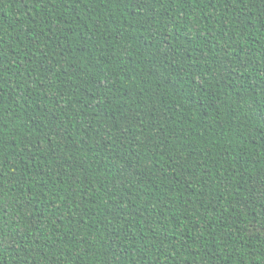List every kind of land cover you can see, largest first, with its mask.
<instances>
[{
	"label": "trees",
	"instance_id": "1",
	"mask_svg": "<svg viewBox=\"0 0 264 264\" xmlns=\"http://www.w3.org/2000/svg\"><path fill=\"white\" fill-rule=\"evenodd\" d=\"M0 264H264V0H0Z\"/></svg>",
	"mask_w": 264,
	"mask_h": 264
}]
</instances>
